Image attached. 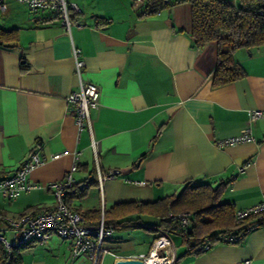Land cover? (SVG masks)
<instances>
[{
    "label": "crops",
    "instance_id": "0c3cea01",
    "mask_svg": "<svg viewBox=\"0 0 264 264\" xmlns=\"http://www.w3.org/2000/svg\"><path fill=\"white\" fill-rule=\"evenodd\" d=\"M66 1L78 7L74 19L83 25L72 26L70 34L51 12H30L13 0L0 9V30L17 33L15 44L0 45V179L12 176L32 151L44 159L28 176L39 188L13 201L0 198V212L16 218L51 208L47 186L63 180L76 154L69 206L82 215L120 203H154L178 195L186 184H221L219 203L234 210L260 202L264 115L249 123L248 114L264 112V46L234 52L245 76L214 87L217 44L193 46L185 0ZM73 47L85 61L82 82L99 89L91 130L81 133L66 102L79 83ZM245 128L251 142L216 145ZM54 154L62 155L52 159ZM110 170L120 175L99 184L98 173ZM128 219L106 238L101 264L150 252L158 228L147 220L157 219ZM178 243L175 264H264V229L200 254L187 253L179 236ZM15 258V264H90L86 255L72 257L68 242L57 236L17 250Z\"/></svg>",
    "mask_w": 264,
    "mask_h": 264
},
{
    "label": "built area",
    "instance_id": "2783aa9c",
    "mask_svg": "<svg viewBox=\"0 0 264 264\" xmlns=\"http://www.w3.org/2000/svg\"><path fill=\"white\" fill-rule=\"evenodd\" d=\"M24 4L30 12L47 11L53 13L65 31L70 34L72 26L83 28V25L75 21L74 17L79 13L75 4L66 0H13ZM133 2H163L167 0H132ZM0 9H6V0H0ZM74 60V72L79 79L78 87L66 97V102L73 113L74 123L78 133L91 130V110L99 106V89L94 84L83 83L82 71L85 61L79 48H72ZM249 123L255 122L264 115L260 110L249 112ZM253 140L249 129H243L237 136L218 140L219 148L235 146L241 143H249ZM94 148V142H92ZM62 154H54L51 158L57 159ZM44 159L35 151L28 154L24 162L15 173L7 178L0 179V198L13 201L23 192L39 188L37 184L28 181L29 174L41 164ZM79 169L78 154L75 155L73 164L63 180L51 183L47 186L54 197L51 208H43L35 214H26L16 218L6 217L0 212V247L4 254V264H11L14 250L32 245H44L51 236H57L68 242L72 257L86 255L90 264H101L104 255L108 254L105 248L106 238L112 235L114 229L104 223L103 213L96 225L85 224L82 214L71 208L67 203L68 193L73 189L74 173ZM120 175L119 170H110L105 174L98 173V183L115 179ZM144 185L145 182H135ZM87 187V184L84 185ZM190 213L169 215L168 219L176 221L182 234L188 232L190 227ZM235 231L229 234H220L207 238L201 247L202 252H207L216 244H238L245 236L256 229H264V197L257 204L235 210ZM158 237L154 240L148 254H141L135 258L143 264H175L176 247L169 235L163 229H158ZM8 234V235H7ZM154 257H156L154 259ZM238 264H251L250 261Z\"/></svg>",
    "mask_w": 264,
    "mask_h": 264
},
{
    "label": "trees",
    "instance_id": "16d2710c",
    "mask_svg": "<svg viewBox=\"0 0 264 264\" xmlns=\"http://www.w3.org/2000/svg\"><path fill=\"white\" fill-rule=\"evenodd\" d=\"M185 1L191 7L193 46L202 49L206 44H217V62L212 74V85L219 87L243 78L245 72L233 59V53L240 49L249 51L264 46V0H236V4L228 0ZM16 41L15 30H0V45L15 44ZM23 67L22 70H26ZM221 187V184L215 188L209 185L186 184L178 195L165 197L154 203L116 204L103 213L104 223L115 229L132 222L129 217L150 216L157 219L156 228L165 230L169 235L181 237L187 253L200 254L207 238L235 231L234 208L229 204L219 203ZM180 213L191 214L190 227L185 234L176 229V221L168 219L169 215ZM26 214L27 212L22 215ZM82 216L85 224L96 225L101 212L92 211ZM17 250L13 252L11 264L18 262L15 258ZM4 258L0 247V264H4Z\"/></svg>",
    "mask_w": 264,
    "mask_h": 264
},
{
    "label": "water",
    "instance_id": "95a60500",
    "mask_svg": "<svg viewBox=\"0 0 264 264\" xmlns=\"http://www.w3.org/2000/svg\"><path fill=\"white\" fill-rule=\"evenodd\" d=\"M115 264H143V263L137 259H124V260L116 261Z\"/></svg>",
    "mask_w": 264,
    "mask_h": 264
},
{
    "label": "rangeland",
    "instance_id": "374dc122",
    "mask_svg": "<svg viewBox=\"0 0 264 264\" xmlns=\"http://www.w3.org/2000/svg\"><path fill=\"white\" fill-rule=\"evenodd\" d=\"M147 221H149V222H151V223H157L156 222V220H154V219H148ZM142 222H144V221H142ZM171 239H172V241H173V243H174V245H175V247L178 249V247H180L179 245H180V243H178V236H175V235H172L171 236Z\"/></svg>",
    "mask_w": 264,
    "mask_h": 264
},
{
    "label": "bare ground",
    "instance_id": "6f19581e",
    "mask_svg": "<svg viewBox=\"0 0 264 264\" xmlns=\"http://www.w3.org/2000/svg\"><path fill=\"white\" fill-rule=\"evenodd\" d=\"M156 257H154V259H155Z\"/></svg>",
    "mask_w": 264,
    "mask_h": 264
}]
</instances>
